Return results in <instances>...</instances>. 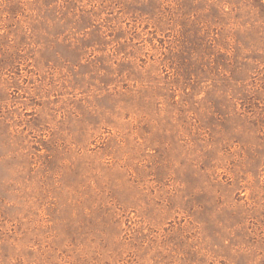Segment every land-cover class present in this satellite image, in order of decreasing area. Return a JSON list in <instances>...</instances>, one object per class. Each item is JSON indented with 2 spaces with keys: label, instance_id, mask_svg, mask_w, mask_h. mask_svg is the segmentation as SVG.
Here are the masks:
<instances>
[{
  "label": "rangeland",
  "instance_id": "rangeland-1",
  "mask_svg": "<svg viewBox=\"0 0 264 264\" xmlns=\"http://www.w3.org/2000/svg\"><path fill=\"white\" fill-rule=\"evenodd\" d=\"M0 264H264V0H0Z\"/></svg>",
  "mask_w": 264,
  "mask_h": 264
}]
</instances>
